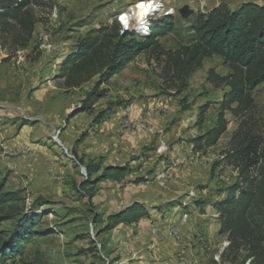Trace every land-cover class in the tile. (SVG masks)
<instances>
[{
  "label": "rangeland",
  "instance_id": "rangeland-1",
  "mask_svg": "<svg viewBox=\"0 0 264 264\" xmlns=\"http://www.w3.org/2000/svg\"><path fill=\"white\" fill-rule=\"evenodd\" d=\"M148 1L154 11L140 26L134 8ZM221 3L231 10L264 6V0H31L30 34L14 20H5L4 29L0 22V185L4 193L19 191L23 215L36 218L30 238L0 264H249L247 250H227L210 202L237 177L222 162L237 119L226 110L218 141L202 148L194 142L214 125L228 89L209 71L225 76L227 65L204 58L182 91L166 81L163 57L150 48L102 82L94 76L67 86L63 76L64 59L87 37L114 34L117 26L126 40L143 41L160 25L158 43L175 50L189 37L193 17ZM184 5L193 11L187 18L179 13ZM94 87L105 95L91 112L79 111ZM251 94L264 133V83ZM111 167H123L124 175L103 177ZM134 203L147 214L105 228L109 215ZM13 226L0 224L3 240ZM170 228L179 230L178 241Z\"/></svg>",
  "mask_w": 264,
  "mask_h": 264
},
{
  "label": "trees",
  "instance_id": "trees-1",
  "mask_svg": "<svg viewBox=\"0 0 264 264\" xmlns=\"http://www.w3.org/2000/svg\"><path fill=\"white\" fill-rule=\"evenodd\" d=\"M30 1L0 0L2 28L5 20H14L30 34L33 26L28 9ZM153 30L143 41L134 37L126 40L128 35L117 26L114 34L102 32L93 38L87 37L63 61L65 84L79 86L94 76L102 82L120 70L123 62L137 51L150 48L157 59L163 57V70L168 74L166 81L182 91L204 58L219 57L231 72L219 76L210 70L208 78L223 82L228 89L222 95L214 125L194 142L198 148L214 145L226 131V110L237 119V127L222 151L223 164L232 167L237 177L210 202L218 215L219 233L227 236V250L245 249L249 264H264V133L251 94L256 86L264 83V6L250 3L231 10L221 3L206 13H197L189 25V37L175 50H165L157 41L164 27L158 25ZM104 95V89L94 87L79 111L91 112L92 105ZM124 173L123 167H111L104 171L103 177L119 179ZM23 214L24 199L19 191L4 193L0 185V224L14 222L7 240L0 237V263L7 255L18 253L21 242L32 235L31 225L36 218L26 219ZM146 214L140 204L134 203L109 215L105 228L134 223Z\"/></svg>",
  "mask_w": 264,
  "mask_h": 264
},
{
  "label": "built area",
  "instance_id": "built-area-1",
  "mask_svg": "<svg viewBox=\"0 0 264 264\" xmlns=\"http://www.w3.org/2000/svg\"><path fill=\"white\" fill-rule=\"evenodd\" d=\"M153 11H154V8H152L149 12L152 13ZM150 13H149V15H150ZM118 21L124 27L123 28L124 30H126L128 28L127 25H124V23H122V20L120 18H118ZM168 234L176 241H178L181 238V234L177 228H170V230L168 231Z\"/></svg>",
  "mask_w": 264,
  "mask_h": 264
},
{
  "label": "bare ground",
  "instance_id": "bare-ground-1",
  "mask_svg": "<svg viewBox=\"0 0 264 264\" xmlns=\"http://www.w3.org/2000/svg\"><path fill=\"white\" fill-rule=\"evenodd\" d=\"M151 3H152V4H151ZM149 4H151V7H152V6L154 5V2H153V1H148L147 3H145V5H149ZM137 5H138V4H137ZM137 5H136V7L134 8V10L137 12V16L139 17V21H138L139 23H138V25H140V24L143 25V24L146 23L145 20H146V18H148L149 13H150V12H149L150 10L148 11V13H147L143 18H141V16H140L141 9L138 8ZM150 9H151V8H150ZM124 15H126V14H124ZM124 15H122V17H124ZM127 16H128V15H127ZM128 17H129V16H128ZM142 20H143V22H141ZM123 22L126 23L125 20H123ZM126 25H127V23H126ZM141 25H140V26H141Z\"/></svg>",
  "mask_w": 264,
  "mask_h": 264
},
{
  "label": "snow or ice",
  "instance_id": "snow-or-ice-1",
  "mask_svg": "<svg viewBox=\"0 0 264 264\" xmlns=\"http://www.w3.org/2000/svg\"><path fill=\"white\" fill-rule=\"evenodd\" d=\"M137 7L141 9L140 16H141V18H143L148 13V11L150 10L151 4L147 5V7H145V4L143 2H141L137 5ZM121 19L126 21V17H121ZM141 22H143V20Z\"/></svg>",
  "mask_w": 264,
  "mask_h": 264
},
{
  "label": "water",
  "instance_id": "water-1",
  "mask_svg": "<svg viewBox=\"0 0 264 264\" xmlns=\"http://www.w3.org/2000/svg\"><path fill=\"white\" fill-rule=\"evenodd\" d=\"M192 10L188 8V6L184 5L183 7H181L179 9V13L181 15V17L183 18H187L192 14Z\"/></svg>",
  "mask_w": 264,
  "mask_h": 264
},
{
  "label": "clouds",
  "instance_id": "clouds-1",
  "mask_svg": "<svg viewBox=\"0 0 264 264\" xmlns=\"http://www.w3.org/2000/svg\"><path fill=\"white\" fill-rule=\"evenodd\" d=\"M145 7H147V5H145Z\"/></svg>",
  "mask_w": 264,
  "mask_h": 264
}]
</instances>
